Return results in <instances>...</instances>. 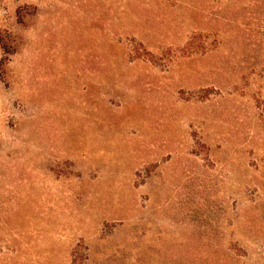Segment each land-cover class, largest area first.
<instances>
[{
	"label": "rangeland",
	"instance_id": "rangeland-1",
	"mask_svg": "<svg viewBox=\"0 0 264 264\" xmlns=\"http://www.w3.org/2000/svg\"><path fill=\"white\" fill-rule=\"evenodd\" d=\"M196 4L0 0V264H264V53L198 51L190 82L126 58L182 48Z\"/></svg>",
	"mask_w": 264,
	"mask_h": 264
},
{
	"label": "trees",
	"instance_id": "trees-1",
	"mask_svg": "<svg viewBox=\"0 0 264 264\" xmlns=\"http://www.w3.org/2000/svg\"><path fill=\"white\" fill-rule=\"evenodd\" d=\"M178 1L185 3L186 0ZM196 1L198 4L187 5L185 9L190 35L182 48L176 50L175 53H171L170 49H161V51H159L160 48H157V56L159 55L158 58L157 56L147 52L146 48L142 44H130L126 53L128 61L132 63L137 60L138 63H136V66H140L157 60V62H160L162 69L166 72L177 74L180 81L190 82L194 79L195 74H197L196 72L193 75L192 71H198L195 70L197 69V66H190V63H196L197 60L195 59V56H197L198 51L201 52V55L197 62L200 60L208 61V59L212 56V53L223 48L228 49V51L232 54H230V56H235V54L238 55L239 51L243 54L246 53L245 47H249L252 52H256L257 55L262 56L264 53V0H228L232 4L230 8L226 3V0H224V8L220 12H213L211 10L213 9V0ZM174 4L175 3H169L163 7L157 4V10L160 11L159 14H152L153 16L143 15V17L140 16L137 19L145 27V29L154 36L160 35L161 32L164 31L172 33L176 26H174V24L177 20L176 18L171 17L172 7L175 6ZM210 10L213 13H211ZM194 14H203L204 19H206L205 22L200 26L196 25ZM112 27L113 26L110 25L107 26L106 29L111 32ZM224 35L232 38L231 44L220 40L219 37ZM161 37L163 39L166 37V34ZM211 37L213 39L212 42L209 43L208 39ZM206 44L208 45L207 47ZM147 45L151 46V42H147ZM257 55L251 58L257 59ZM114 59V56L109 58L110 62H113ZM211 60L214 65H219V61L214 60V58H211ZM200 65L201 66H198V68H206L205 63L203 64L201 62ZM98 73L102 74L103 70H99ZM169 79L170 82L174 81V77H170ZM131 80L132 78L130 81ZM193 98L197 101H201V99H203V97L199 95H193ZM199 139L201 138L199 137L194 142V150L196 148H200ZM214 248H211V250H214ZM186 254L193 260L190 264H196L195 262H197V260H204V264L230 263L227 259V253L225 256L218 255V260H212L210 259V253L202 250L197 243L187 245ZM230 255L232 254H229V256Z\"/></svg>",
	"mask_w": 264,
	"mask_h": 264
}]
</instances>
